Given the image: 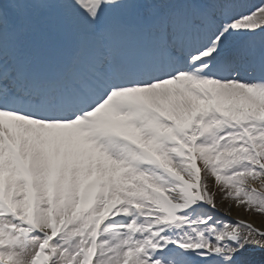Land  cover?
<instances>
[{
  "label": "snow or ice",
  "instance_id": "1",
  "mask_svg": "<svg viewBox=\"0 0 264 264\" xmlns=\"http://www.w3.org/2000/svg\"><path fill=\"white\" fill-rule=\"evenodd\" d=\"M232 207L264 217V0H0V264H264Z\"/></svg>",
  "mask_w": 264,
  "mask_h": 264
},
{
  "label": "rangeland",
  "instance_id": "2",
  "mask_svg": "<svg viewBox=\"0 0 264 264\" xmlns=\"http://www.w3.org/2000/svg\"><path fill=\"white\" fill-rule=\"evenodd\" d=\"M217 199H218V202H219V194L217 196ZM221 207H222V210L224 208H228L227 201H224ZM229 212H230V217L231 218H233V217L234 218H242V219H245V220H250V221H252L253 223H255L256 225H258L260 227L264 226V217H259V216H256V215L248 214V213L244 212L243 209H237L236 207L230 208Z\"/></svg>",
  "mask_w": 264,
  "mask_h": 264
}]
</instances>
